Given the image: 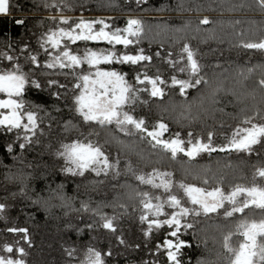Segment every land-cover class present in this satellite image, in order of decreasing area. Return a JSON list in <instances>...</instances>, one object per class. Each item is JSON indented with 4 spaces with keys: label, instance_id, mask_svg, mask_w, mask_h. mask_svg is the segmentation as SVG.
<instances>
[{
    "label": "snow or ice",
    "instance_id": "6c2138e0",
    "mask_svg": "<svg viewBox=\"0 0 264 264\" xmlns=\"http://www.w3.org/2000/svg\"><path fill=\"white\" fill-rule=\"evenodd\" d=\"M86 2L40 0L50 11L37 21L41 27L37 47L21 42L20 52L14 55L11 39L3 41L6 47L0 50V61L10 66L0 67V129L12 135L4 144L13 159L20 158L26 146L41 143L37 133L46 131L41 125L47 122L51 129L57 120L53 112L59 113L63 103L72 115L60 118L66 135L53 150L63 159L60 171L84 177L86 186L93 190L104 183L101 176L118 178L123 174L139 183L125 180L111 185L124 191L116 192L110 200L105 194L95 203L89 196L80 200L77 208L76 198L68 196L62 185L50 188L48 196L30 194L32 173L22 168L14 172L13 166L6 165L5 179L20 185L10 195L25 196L46 212L59 207L66 209V216L91 213L90 222L78 216V223L64 224L77 236L87 232L89 239L83 244L66 241L63 264H109L113 246L100 247L97 241L103 236L97 229L115 236L125 249L144 246L146 255L140 259L129 256L125 264H193L185 252L193 243L186 237L189 230L197 245L204 248L195 264H264V61L209 73L204 71L199 48L189 38L206 41L228 37L229 47L264 53V0H220L219 4L180 0L176 6L180 12L216 7L221 12L243 11L247 15L218 21L204 15L195 23L185 19L179 25L147 24L132 14L118 25L114 16L86 15L93 11L85 7ZM146 2L135 0L137 8ZM114 6L133 11L131 5L124 8L118 0H96V8ZM13 9L24 11L13 0H0V14L11 15ZM166 9L171 10L167 4L157 9L140 8L145 12ZM77 10L76 15L68 14ZM26 19L22 15L16 23L23 25ZM46 21L50 23L45 28ZM210 21L217 27H204ZM144 41L149 43L147 50ZM153 43L158 45L154 51L150 47ZM25 52L26 62L32 65L27 70L20 61ZM37 69L42 78H37ZM32 86L49 90L57 102L48 106L27 98ZM228 95L234 99L225 103L221 98ZM228 104L233 105L232 111H228ZM197 122L201 128L195 126ZM110 145L118 149L115 154ZM17 146L20 153H15ZM216 153L255 154L260 159L250 165L249 175L245 171L249 163L242 158L216 155L214 160L200 159ZM165 161L168 166H152L151 171L139 167L140 163L160 165ZM92 174L96 178L87 179ZM141 184L162 191H149ZM6 200L0 201V222L4 225L0 233H10L13 239L0 242V264H32V232L9 216L12 205ZM128 201L134 204L132 210ZM109 207L112 211H105ZM134 211L139 213L144 239L129 244L119 222ZM27 215L31 218L33 213Z\"/></svg>",
    "mask_w": 264,
    "mask_h": 264
},
{
    "label": "trees",
    "instance_id": "16d2710c",
    "mask_svg": "<svg viewBox=\"0 0 264 264\" xmlns=\"http://www.w3.org/2000/svg\"><path fill=\"white\" fill-rule=\"evenodd\" d=\"M15 4L22 5L24 11L13 9L11 15L0 14V50H3L6 47V44L3 41L11 39L12 48L16 50L13 54L16 55L20 52V43L28 42L32 48H36V38L40 34L41 27L37 24V21L44 17L50 9H46L40 3V0H13ZM180 0H147L143 5H140L137 8L135 0H118V3L124 8L131 5L133 11L128 13L124 11L121 7H113L110 9H100L96 8V0H87L85 7L93 9L91 13H86V15H110L114 16L116 19L115 24L123 25L125 23V18L127 15H137L142 17L147 24H155L159 22H167L168 24L179 25L184 23L185 19H192L193 23L196 22L197 17H202L208 15L211 17L212 21H218L219 19H228V18H240L247 13L243 11L239 12H228L219 11L218 8H205L202 12H196L195 10L188 12L176 11V6L179 4ZM197 0H192V3H196ZM206 2V0H204ZM215 4H219L220 0H213ZM167 4L170 6L171 10H165L163 12L157 11H141L140 8L151 7L153 9L160 8L162 5ZM54 11V10H52ZM69 15H76L77 12H69ZM22 15H26L27 19L23 25L17 24L16 20ZM256 15H259L258 13ZM47 22L45 23V28L48 26ZM207 28L217 27L213 25L210 21L207 25H204ZM207 35V34H203ZM191 43L197 46L202 54L201 59L205 65L204 71L211 73L213 70L219 71L220 68L228 69L229 71L234 70L235 65H244L249 62L256 63L264 61V53L259 51L247 50L242 47H229V38L223 37L219 39H207L202 41L199 37H189ZM235 44V41H233ZM107 46V45H105ZM143 46L146 50L149 48L148 41L143 42ZM151 49L154 51L158 45L153 43L151 44ZM176 48L179 45L175 46ZM24 56H20V61L24 64L25 69L27 70L32 65L25 60ZM43 55V53H41ZM217 61L220 62L217 65ZM10 66L5 61H0V67ZM118 66V65H117ZM125 70H128L127 68ZM37 78H42L40 76V71L37 69L35 72ZM70 79V78H69ZM194 92H190V95H194ZM27 98L34 100L37 103L45 104L51 106L57 102V98L51 95L49 90H36L35 86H32L29 91L26 93ZM177 100L181 99L180 95L177 93ZM225 103L227 100L234 99L231 95L221 98ZM70 103V98L68 100ZM228 111L233 110V105H227ZM154 111V110H153ZM54 116H57V120L52 122L53 126L51 129L48 128L47 122L41 125L46 129L45 133L41 135L37 133L41 143L33 144L31 146H26L23 150V154L18 159H13V154L8 153L5 147V140H11V134H5L3 129H0V201H4V198L7 197L6 202L12 205L8 209V214L11 218H15L16 222L20 226H28L32 232L35 244L33 245L29 260L32 261V264H63L65 259L64 256V243L66 241H75L79 244L86 243L89 239V234L85 232L83 235L77 236L74 229H66L64 224L71 221L72 223H78V216H82L85 222H90L88 219L91 216V213H69L67 216L64 214L66 209H61L59 207L52 208L50 212H46L43 207H40L31 200L27 199L25 196L17 194L16 196H11L12 192H17L20 187L17 181L5 179L6 173L9 168L7 166H13L12 171H16L17 168H22L26 172H31L32 176L29 180V189L30 194H38L40 196H48L49 189L57 188L58 185L63 186V191L70 197H75L74 204L77 208L80 207V200L87 199L89 196L93 198V203L96 200L105 198L107 194V199H112L116 192H123L124 189L117 187L113 189L111 185H119L125 180H129L132 183H139L131 176H125L121 174L118 178H112L109 175L107 178L101 176L100 179L104 180V183L97 189L93 190L91 187L86 186L85 178L73 175L70 173H64L60 171V167L63 164V159L56 157L54 154V149L58 147V141L65 137V133L61 131L63 128V119H68L72 115L67 108L61 104V111L59 113L53 112ZM63 119H60V118ZM209 124H212L211 119L208 120ZM197 128H201L202 125L198 122L195 125ZM174 129L179 130L178 126L173 124ZM219 139V137H218ZM19 142H17L18 145ZM51 144V148H48L47 145ZM111 151L113 154L117 152L115 145H110ZM22 150L17 146L15 153H20ZM216 155L224 156L225 159H245L248 161L249 166L245 167L247 173H251V164H254L260 157H257L255 154L248 156L245 153L236 154L233 153L230 156H225L224 153H216L213 156L209 157L207 154H204L200 159L208 160L215 159ZM182 159H187L186 156H181ZM133 162H137V157H132ZM123 164L124 161L122 160ZM31 165V167H28ZM152 166L164 167L168 166V162L165 161L160 165H145L140 163L139 167L144 171H151ZM176 177H180L179 171L176 172ZM96 178L95 174L87 177V179ZM239 179V177H236ZM231 179V177H230ZM79 185V188L77 187ZM142 188H145L149 191H162L152 189L149 185L141 184ZM130 204V210L134 208V204L128 201ZM105 211L111 212L112 209L106 208ZM33 213L32 217L29 218L27 213ZM138 211H134L132 215L125 216L119 223L122 225V231L124 232L125 239L129 244L141 243L144 239L143 233L141 232L142 225L137 219ZM203 219V218H201ZM222 222L224 221L223 217H219ZM11 224V220L9 222ZM4 225L0 222V228ZM98 233L103 236V239L97 241L100 247H106L109 243L113 246V256L109 260V264H125V260L129 256L140 259L142 256L146 255V249L142 245L140 250H134L132 248L125 249V246L120 245L113 235H104L103 229H97ZM186 237L193 241L191 246L185 248V252L188 256L192 257L193 264L198 256L204 254L203 245H197L195 237L191 236V230L189 233H186ZM13 239V235L10 233H0V242L3 240ZM209 245H212L211 240H209ZM116 253H120L117 255Z\"/></svg>",
    "mask_w": 264,
    "mask_h": 264
}]
</instances>
